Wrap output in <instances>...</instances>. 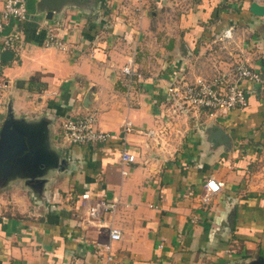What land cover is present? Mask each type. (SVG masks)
<instances>
[{
	"label": "crops",
	"instance_id": "1",
	"mask_svg": "<svg viewBox=\"0 0 264 264\" xmlns=\"http://www.w3.org/2000/svg\"><path fill=\"white\" fill-rule=\"evenodd\" d=\"M39 1L26 0L25 24L34 29L23 33L19 51L3 60L0 50V127L10 115L26 130H44L45 150L61 139L66 158L56 180L52 168L35 183L22 174L0 182V264H250L264 257V94L240 81L247 105L214 116L181 107L167 92L182 78L227 85L241 63L264 73V19L253 18V0H51L44 9ZM226 28L232 37L220 40ZM50 34L60 45L46 44ZM129 63L139 77L122 72ZM86 115L111 137L67 143L61 123ZM122 149L136 155L127 175ZM209 177L224 186L203 204ZM85 191L117 199L116 211L83 221ZM110 225L121 239L111 242L107 261L96 243L108 241Z\"/></svg>",
	"mask_w": 264,
	"mask_h": 264
},
{
	"label": "built area",
	"instance_id": "2",
	"mask_svg": "<svg viewBox=\"0 0 264 264\" xmlns=\"http://www.w3.org/2000/svg\"><path fill=\"white\" fill-rule=\"evenodd\" d=\"M263 3L264 0H253ZM28 20L26 0H3L0 6V50L1 52L20 49L21 39L24 33L23 24ZM12 25V30L5 32L7 26ZM232 29L226 28L220 35V40L230 39ZM47 45H60V42L53 34L47 38ZM122 72L132 78L134 73L131 64L122 68ZM0 69V89L5 87V82L1 77ZM238 77L224 85L222 80L217 78L212 81L195 79L186 81L183 78L175 80L167 87L171 99L181 107L204 108L211 111V115L223 116L232 109H241L247 105L246 92L240 81L246 80L256 86L264 94V73L246 64L237 66ZM130 82V81H129ZM122 128L125 132L132 129V122L125 120ZM61 130L64 140L69 144H89L107 141L111 134L107 131L99 130L96 127V117L86 115L78 119L67 118L61 123ZM151 132V131H150ZM136 161V155L126 149H122L119 155L120 172L122 175L128 174V167ZM224 186L222 181L209 177L203 184V191L199 198L201 203L207 204L212 196L220 191ZM189 194H193L190 191ZM117 199L106 200L103 198L91 197L88 191L80 195V216L83 221L89 223L101 219L105 214H112L116 211ZM108 241L97 242L101 255L112 261L111 242L121 239V231L113 226H109Z\"/></svg>",
	"mask_w": 264,
	"mask_h": 264
},
{
	"label": "water",
	"instance_id": "3",
	"mask_svg": "<svg viewBox=\"0 0 264 264\" xmlns=\"http://www.w3.org/2000/svg\"><path fill=\"white\" fill-rule=\"evenodd\" d=\"M50 1L40 0L38 7L40 9L49 7ZM249 9L256 16L264 15V4L257 1H252ZM51 14L52 11H48L46 17L50 18ZM11 56L12 52L8 51L3 53L2 59L8 60ZM43 132L44 130L38 132L26 130L16 124L10 115L6 116L0 127V182L11 177L5 175L8 172L13 175L28 176L30 182L35 183V177L43 174V169L53 164V162H48V159L52 158L53 152L49 149L45 150ZM224 138L227 137L224 135ZM55 166L59 168L60 163L56 161ZM250 264H264V257L260 256Z\"/></svg>",
	"mask_w": 264,
	"mask_h": 264
},
{
	"label": "rangeland",
	"instance_id": "4",
	"mask_svg": "<svg viewBox=\"0 0 264 264\" xmlns=\"http://www.w3.org/2000/svg\"><path fill=\"white\" fill-rule=\"evenodd\" d=\"M262 19H264V15L261 16ZM254 19H260L259 16H253ZM188 108V107H187ZM62 143V140L60 139L58 141V145H57V149L56 150H53V156H52V161H50L51 159L49 158L48 159V156H47V159H48V162H53V164L45 169H43V173H46V172H49L52 168H53V180H56L57 179V175L54 174L55 173V162L58 161V162H63L65 160L66 157H64L65 153H66V148L64 147ZM5 175L7 176H12L13 174L12 173H6ZM63 176V175H62ZM47 181V180H46Z\"/></svg>",
	"mask_w": 264,
	"mask_h": 264
},
{
	"label": "trees",
	"instance_id": "5",
	"mask_svg": "<svg viewBox=\"0 0 264 264\" xmlns=\"http://www.w3.org/2000/svg\"><path fill=\"white\" fill-rule=\"evenodd\" d=\"M23 28H24V32L26 36H29V33L31 32V30L34 29L33 25H26L25 23L23 24Z\"/></svg>",
	"mask_w": 264,
	"mask_h": 264
}]
</instances>
